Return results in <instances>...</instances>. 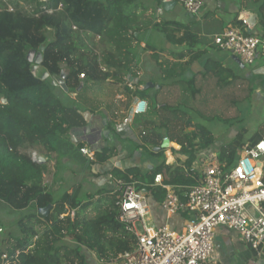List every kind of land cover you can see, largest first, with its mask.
<instances>
[{"label":"trees","instance_id":"trees-1","mask_svg":"<svg viewBox=\"0 0 264 264\" xmlns=\"http://www.w3.org/2000/svg\"><path fill=\"white\" fill-rule=\"evenodd\" d=\"M141 5V0H0V201L16 212H26L17 222L19 236L11 239L5 251L10 255L21 251L16 264H86L84 251L110 264L120 262L121 255L137 246L136 237L117 221L118 198H109L107 207L111 213L90 219L80 211L74 217L68 212L82 206L78 192H67L56 199L47 191L48 163L33 159L32 152H53L56 140L67 136L72 127H82L85 120L78 110L63 106L48 80L36 76L34 63L28 60L29 52L38 53L44 48L40 67L47 70L50 78L60 76L64 71L61 66L66 64L67 93L77 94L88 111L105 107L115 125L126 116L134 98L150 99L149 114L137 120L142 142L136 141L135 146L141 154L156 159L157 164L152 170L132 167L122 171L116 167L113 173L119 181L152 184L157 174H163L165 183L183 195L187 187L202 181L198 172L191 171L198 152L211 150L217 141L203 123L233 128L246 120L241 105L250 107L255 94L248 79L213 61L192 73L194 63L202 57V52L192 49L200 43L197 22L154 25V30L160 31L171 45L186 46L174 60L163 61L157 48L144 40L147 29L139 13ZM260 23L264 29V18ZM97 38L99 54L91 46ZM147 52L160 72L159 79L165 83L152 80L155 87L146 90L142 89L140 75L142 55ZM82 74L85 79H80ZM182 86L190 94V111L203 123L194 122L189 115L185 118L180 102ZM97 90H108L110 98L104 103L90 98L89 94L96 95ZM118 95L125 99L117 100ZM150 113L157 118H149ZM115 125L110 129L114 130ZM247 133L248 129L241 127L236 137L219 149V162L225 170L232 169L244 147L264 139V131L250 139ZM165 138L174 144L177 166L166 165L164 150H160ZM117 151L103 146L95 152V162L104 164ZM136 188L146 190L159 203L166 194L158 187ZM50 205L49 214L42 215L40 210ZM109 217L112 221H106ZM100 220L106 222L100 225Z\"/></svg>","mask_w":264,"mask_h":264},{"label":"crops","instance_id":"crops-1","mask_svg":"<svg viewBox=\"0 0 264 264\" xmlns=\"http://www.w3.org/2000/svg\"><path fill=\"white\" fill-rule=\"evenodd\" d=\"M202 1L204 6L201 14L199 16H192L174 0L170 2L141 0L142 5L139 13L142 14L141 20L145 23L147 29L144 35V40L157 48L161 60H174L177 54L185 52L186 46L181 47L171 45L167 42L166 38L160 31L154 30V25L174 21L185 26L192 24L193 22H197V32L200 43L196 44L192 47V49L194 52H202V57L199 61L194 63L191 69L192 73L203 70L208 61H213L231 69L237 75L244 73L249 78L254 77L257 86L262 87L264 82V48L261 50V54L253 66H245L244 68H241V66L234 60V56L219 50L214 43V37L230 28H241V18L244 15L249 18V22L252 17H254L256 21L255 26H251L250 24V28L247 32L251 35L263 38L264 41V29L260 23V20L264 18V0ZM157 36L158 40L164 39L162 41V45L161 42L157 45ZM142 46H144V44ZM141 70L140 79L144 82L142 89H144L146 84L152 83V80H156L158 83H165V81L159 79L160 72L155 61L150 57L149 52L142 55ZM182 87L183 91L180 102L183 107L181 108H183V110H188L189 105H185L184 99L187 96L189 98L190 94L188 93L186 86ZM92 95L94 94H89V97L92 98ZM97 98L99 99V97ZM116 98L117 100L125 99L123 95H118ZM60 99L62 101H66L67 108L78 110L85 120V124L82 127H72L67 136L59 137L55 142L53 152L48 154H40L35 150L33 152L39 153L41 158L46 160L48 163V173L45 177V186L47 191L52 192L56 199L62 197L67 192H78L79 198L83 200L82 206L78 210H69L68 212L71 213L72 217H74L77 211L86 214L88 217L89 215L86 212L88 205L91 203L94 204V201H99L103 198L108 200V198L113 197L114 194L112 190L115 186H113L110 180L111 175L116 178L113 173L116 167L122 171L132 167H139L141 170H152L157 164V161L152 157L141 154L142 152L136 149L135 145L138 144L136 141L142 142L140 136H137L129 141L127 139L130 138L126 139L123 137V135L119 132V126L123 119L116 122L115 125V120L111 115V112L105 107H102L100 110L94 112L90 110L88 111L82 105L81 100L79 101L77 94L70 95V98L61 96ZM144 99L148 101L150 100L147 97H144ZM99 100L102 101L101 103H104L107 99ZM254 102L258 105V114L263 118V120H261L263 122L264 96L262 95L261 89H255V94L251 103L253 107L251 112L254 110ZM188 112V115L192 116L193 112L190 110ZM199 122L202 121L200 120ZM247 122L248 119L246 123ZM262 122L257 125L253 122L254 126L252 127L249 125L245 126L248 129V133L246 135L247 139H250L255 133L260 132L259 127H261ZM111 125H115L114 130L110 129ZM224 128L225 127L218 124H209V129L217 138L216 144L212 147L211 151L218 152L220 148L230 143L240 131L241 126L231 129ZM219 138H223L225 143H219ZM80 144L83 145L80 146ZM103 146H108L111 149H118L117 155L104 164H99L95 162V160L91 161L87 156L80 153V149L83 147H89L96 152ZM146 147L149 150L150 147L153 148L152 145H146ZM175 160L176 162L178 161L177 158ZM177 164L179 165L178 162ZM117 181L119 180L117 179ZM105 190L107 191L105 192ZM148 198L150 200L151 208L150 216L153 221L157 224L167 223L176 231H183L186 220L184 215L168 217L160 210L161 202H156L149 196ZM104 208V212L106 213L109 209L107 206ZM4 209H7L6 212L1 214V211ZM15 212L16 211L0 201V230H2L0 235L6 234L5 238L0 237V264H3L2 256L4 254H9L5 251L8 249L11 239L19 236L18 226L16 227L17 224L13 223L9 226H5L3 224L4 221H2L9 217L8 213L13 215L12 213ZM16 213L23 215L19 212ZM9 218L12 219L13 217ZM11 222L12 221H9V223ZM35 241L36 240H34V242ZM216 242L217 251L215 253L214 264H252L251 262L254 260V254L237 232L219 228L216 232ZM90 254L93 255L91 252ZM85 259L86 264H106L100 262L95 255H85ZM110 264H121V262H114Z\"/></svg>","mask_w":264,"mask_h":264},{"label":"built area","instance_id":"built-area-1","mask_svg":"<svg viewBox=\"0 0 264 264\" xmlns=\"http://www.w3.org/2000/svg\"><path fill=\"white\" fill-rule=\"evenodd\" d=\"M174 1L192 16H199L204 6L202 0ZM241 25V28H230L216 35L214 43L219 50L238 58L244 66L251 67L258 60L264 41L247 32L250 28L248 17L243 15ZM80 79H85V75H80ZM149 112L148 100L134 98L119 126L123 137L134 139L139 136L137 120ZM140 128L145 135L143 128ZM164 143H168L164 149L166 165L174 167L178 162L172 152L174 145L168 138L164 139ZM80 153L91 161L95 160V150L89 147L81 148ZM262 157L264 139L252 147H244L229 171L221 166L218 152L201 150L191 171L198 172L202 181L187 187L183 195H179L174 186L165 183L163 174H157L152 184L117 181L112 190L118 196L117 221L137 239L136 249L120 256L121 264H208L216 253V232L219 228L237 232L254 254L251 263L264 264ZM32 158L36 160L41 156L32 152ZM171 158L173 162L170 163ZM111 179H114L112 175ZM136 185L165 190L160 210L168 217L186 215L183 231L178 232L167 223L157 224L153 221L147 191L137 189ZM138 226L142 232H139ZM20 254L21 251H16L14 255L4 254L3 264H16Z\"/></svg>","mask_w":264,"mask_h":264},{"label":"rangeland","instance_id":"rangeland-1","mask_svg":"<svg viewBox=\"0 0 264 264\" xmlns=\"http://www.w3.org/2000/svg\"><path fill=\"white\" fill-rule=\"evenodd\" d=\"M157 38V45H159V43L161 42V45L163 44V40H158V36L156 37ZM163 38V37H162ZM99 42H100V39L99 38H97L96 40H95V43L96 44H93V45H91L92 46V48L95 50V52L97 53V54H99L100 53V49H99ZM22 50V49H21ZM62 68H63V70L66 72V73H68V69H67V66H66V64H62V66H61ZM18 76V75H17ZM240 77H242V78H245V79H248L249 80V82H251V84H253V87L256 89V90H262V95L264 96V82H263V85H262V87H258L257 86V84L255 83V79H254V77L253 78H249V77H247L244 73L243 74H241V75H239ZM51 90H52V93L54 94V96L63 104V106L64 107H67V104H66V101L65 100H61L60 99V97L61 96H66L67 98H70V95H68V93L67 92H65L63 89H60L59 88V86L58 87H51ZM107 91L108 90H106V91H104V92H100L99 90H97V93H96V95L94 94V95H92V99H98L97 97H99V99H103V100H105V99H108V98H110V96H108V93H107ZM104 94V95H103ZM189 98H190V95H189ZM188 98V96L184 99V102H185V105L186 106H188V110H185V112L187 113H185V118H187L188 117V111L190 110V106H192L191 105V99H189ZM70 101H72V100H70ZM131 105V104H130ZM253 106H254V110L251 112V109L253 108L252 107V104H251V106L250 107H248V105L246 104V103H243L242 105H241V109H242V111L244 112V117L246 118V120H245V122L242 124V125H240L241 127H244V126H250V127H252V126H254V124H253V122L254 123H256V125L258 124V123H260V122H262L261 120H263V118L261 117V116H259V114H258V112H259V109H258V105H257V103L256 102H254V104H253ZM257 107V108H256ZM129 109H130V106H129V108H128V110H126L125 111V113L127 114L128 113V111H129ZM192 112V111H191ZM152 113V112H151ZM125 114V115H126ZM154 114V113H153ZM157 115H149L148 117L149 118H151V117H154V119L155 118H157L156 117ZM189 117H192V119L194 120V122H196L197 123V120H198V123H199V118L197 117V115L195 114V113H192V116H190L189 115ZM247 119H248V122L246 123V121H247ZM200 123H203V122H200ZM206 127H208L209 128V124L208 123H203ZM218 125H221V124H218ZM222 126V125H221ZM223 127V126H222ZM235 127H237V126H235ZM227 127H225L224 129H226ZM234 128V127H233ZM247 128V127H246ZM229 129H231L230 127H229ZM264 121L262 122V124H261V127H259V131L260 132H263L264 130ZM219 143H225V140L223 139V138H219ZM174 145V144H173ZM150 149L152 150L153 148L152 147H150ZM142 152V151H141ZM153 153H155V152H153ZM261 160H262V162H264V157H262L261 158ZM177 165V164H176ZM175 165V166H176ZM111 182H112V184H113V186H115L116 187V181H117V179L116 178H114V179H111L110 180ZM107 190H105V192H106ZM112 195V194H111ZM147 195L149 196V197H152L151 196V194L150 193H148L147 192ZM113 199H117L118 198V196L117 195H113V197H112ZM111 198V199H112ZM152 199H154L153 197H152ZM94 204H90V205H88V207H87V210H86V212H87V214L89 215L88 217L89 218H91V219H96L97 217H103V213H104V211H105V208L104 207H106V206H108L109 205V198H108V200L107 199H100L99 201H94L93 202ZM102 205V206H101ZM101 206V207H100ZM104 206V207H103ZM90 207H92V208H90ZM6 210L7 209H4V210H2L1 211V214H4L5 212H6ZM33 210H31V212H32ZM108 213H111V210L110 211H108ZM13 215H10L9 213H8V216L9 217H13L12 219L11 218H9V217H7V218H5V220H2V221H4L3 222V224L5 225V226H9V225H11V224H17V222H18V220L21 218V217H23L25 214H26V212H22L21 214H23V215H19L18 213H12ZM17 215H19V216H17ZM113 214H111V216H112ZM112 219V217H109V218H107V220L106 221H112L111 220ZM101 220H103V219H101ZM9 221H12L11 223H9ZM106 221H104V222H106ZM103 221H101L100 222V225H102L103 223H104ZM16 227H17V225H16ZM113 227H111V228H109V229H112ZM102 229H106L107 230V228L105 227V226H103L102 227ZM138 230H139V232H142V228L140 227V226H138ZM0 237H3V238H5L6 237V234H3V235H0ZM71 243V242H70ZM216 246H217V242H216ZM216 251H217V249H216ZM84 254L86 255V256H94V254L93 255H91L90 254V252L88 253V251L86 252V251H84ZM214 260H215V255H214V257L211 259V261L208 263V264H212L213 262H214ZM217 263V262H216ZM214 264V263H213Z\"/></svg>","mask_w":264,"mask_h":264},{"label":"water","instance_id":"water-1","mask_svg":"<svg viewBox=\"0 0 264 264\" xmlns=\"http://www.w3.org/2000/svg\"><path fill=\"white\" fill-rule=\"evenodd\" d=\"M250 24L251 26H255L256 21L255 18L252 17V19L250 20ZM43 50L44 48H41V50L36 53L34 51L29 52L28 54V60L30 63H34V71L36 73V76L43 80V81H49L51 83L52 86H60L61 89H63L65 92H68V87L66 86V79L68 74L65 71H62L60 76H56L53 78H50V74L47 72V70H45L44 68L40 67V65L43 62ZM234 60L241 66V68H244L245 66L241 63V61L234 57ZM84 82H82L81 84V88L83 86ZM155 86L152 83H148L146 84V86L144 87V89H150V88H154ZM3 103H7L6 101H3ZM168 146V143H164L163 146L161 147L160 150H164L166 149ZM177 149H180L179 146H176ZM159 151V150H158ZM40 162H46V160H43L42 158L37 159ZM52 206H48L45 209H41L40 213L44 216H47L51 210Z\"/></svg>","mask_w":264,"mask_h":264},{"label":"clouds","instance_id":"clouds-1","mask_svg":"<svg viewBox=\"0 0 264 264\" xmlns=\"http://www.w3.org/2000/svg\"><path fill=\"white\" fill-rule=\"evenodd\" d=\"M39 154V153H38ZM40 155V154H39Z\"/></svg>","mask_w":264,"mask_h":264}]
</instances>
